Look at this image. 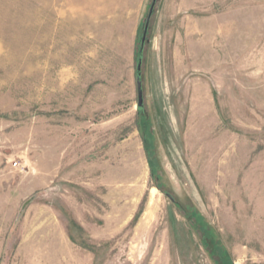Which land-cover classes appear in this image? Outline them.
<instances>
[{"label": "rangeland", "instance_id": "1", "mask_svg": "<svg viewBox=\"0 0 264 264\" xmlns=\"http://www.w3.org/2000/svg\"><path fill=\"white\" fill-rule=\"evenodd\" d=\"M151 2L0 0V264H264V0H156L139 111Z\"/></svg>", "mask_w": 264, "mask_h": 264}, {"label": "water", "instance_id": "2", "mask_svg": "<svg viewBox=\"0 0 264 264\" xmlns=\"http://www.w3.org/2000/svg\"><path fill=\"white\" fill-rule=\"evenodd\" d=\"M156 0H152L151 5L148 9V13L145 17L144 24L142 26V32L141 36L139 38V44L137 49V58L135 61V81H136V89H137V109L139 111H142L143 109V92H142V81H141V66H142V53L144 44L146 42V35L148 31L149 21L153 14L154 6H155ZM166 196L174 202V198L169 193H165Z\"/></svg>", "mask_w": 264, "mask_h": 264}, {"label": "bare ground", "instance_id": "3", "mask_svg": "<svg viewBox=\"0 0 264 264\" xmlns=\"http://www.w3.org/2000/svg\"><path fill=\"white\" fill-rule=\"evenodd\" d=\"M155 190V189H152V191Z\"/></svg>", "mask_w": 264, "mask_h": 264}, {"label": "flooded vegetation", "instance_id": "4", "mask_svg": "<svg viewBox=\"0 0 264 264\" xmlns=\"http://www.w3.org/2000/svg\"><path fill=\"white\" fill-rule=\"evenodd\" d=\"M175 202V201H174Z\"/></svg>", "mask_w": 264, "mask_h": 264}]
</instances>
